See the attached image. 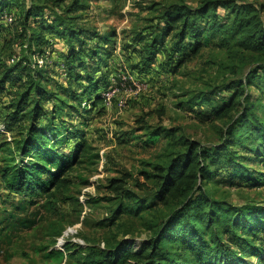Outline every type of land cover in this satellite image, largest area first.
Returning <instances> with one entry per match:
<instances>
[{
	"label": "trees",
	"instance_id": "trees-1",
	"mask_svg": "<svg viewBox=\"0 0 264 264\" xmlns=\"http://www.w3.org/2000/svg\"><path fill=\"white\" fill-rule=\"evenodd\" d=\"M64 3L65 0H0V38L5 33L6 17L12 18L19 31L4 40L2 49L16 44L21 49L19 57H13L14 65L7 67L0 60V93L7 85H18L11 111L3 122L8 128L21 121L30 124L20 132L14 149L2 146L8 158L0 173L6 191L30 201L53 197L55 188L64 189L65 175L80 162L78 152L84 154L90 148L85 139L66 132L58 122L62 105L72 95L62 85L53 91L48 89L46 82L54 77L49 71L50 53L57 54L56 65L64 70L71 86L86 81L87 93L98 88L108 91L112 77L121 81L118 68L111 67L116 61L112 54L116 55L118 48L116 34L83 23L84 0H75L59 11ZM159 11V23L152 27V34L133 40L140 56V65L135 69L148 76L163 55L165 62L160 65L176 75L186 64L210 51L207 64L218 68L222 82L206 84L205 89L186 94L184 97L189 99L181 107L187 106L195 119L203 116L205 123L213 124L220 142L209 147L183 136L179 130L153 128L145 122L147 143L155 145L164 137L167 145L141 173L144 183L139 182L138 187L143 196L127 189L123 179L111 181L110 188L118 202L112 223L122 227L125 215L136 217L148 239L140 242L137 250L135 240H119V235H114L104 248L89 247L84 256L79 252L73 258L79 256L76 264H251L250 259L261 264L264 205L250 202L235 206L217 198V194L218 177L224 167L230 185L257 186L262 181V175L248 167L264 164V4L199 0L196 5H163ZM37 59H43L45 64L41 67ZM224 92L233 94L216 101L215 97ZM52 103L49 116L46 104ZM205 104L210 110L205 109ZM77 139L71 152L63 151ZM238 148L245 155H238ZM13 152L18 153V159ZM24 220L11 219L5 228L8 235L20 223L25 225ZM52 253L46 257L57 260L62 256L57 250Z\"/></svg>",
	"mask_w": 264,
	"mask_h": 264
},
{
	"label": "rangeland",
	"instance_id": "rangeland-1",
	"mask_svg": "<svg viewBox=\"0 0 264 264\" xmlns=\"http://www.w3.org/2000/svg\"><path fill=\"white\" fill-rule=\"evenodd\" d=\"M74 1L65 0L59 11L65 10ZM198 1L84 0L86 9L83 23L96 26L102 32L116 34L117 50L109 46L116 53L112 54L116 61H112L111 67L118 68L117 74L121 81L112 77L108 91L98 88L87 93L84 87L86 81L81 83L83 85L71 86L64 70L56 65L57 54L50 53L49 71L54 77L46 82L48 89L53 91L62 85L72 95L71 102L68 99V103L62 105L64 108H61L62 114H58V122L66 132L85 139L90 148L84 154L78 152L80 162L65 175V188H55L53 197H39L33 201L18 198L5 190L0 173V264H76L79 256L73 258L75 253L81 252L84 256L89 247L104 248L114 235H119V240H135L137 250L139 243L148 239V234L141 230V222L136 217L125 215L120 222L122 227L117 225L118 222L112 223L118 202L114 199L116 194L110 188L111 181L126 180L127 189L142 195V190L138 187L139 182L144 183L141 173L163 153L162 150L167 145L164 137L155 145L147 143L149 137L144 129L145 122L153 128L179 130L183 136L209 147L217 146L220 140L216 127L209 122L205 123L203 116L195 119L189 108L181 107V104L189 99L184 97L186 94L191 91L195 93V89H205L206 84L218 85L223 78L217 67L207 64L210 51L204 53L202 58L186 64L176 75L163 69L160 64L165 60L161 55L162 58H158L152 72L144 76L135 69V66L140 65V56L133 40L139 35L152 34V27L159 23L157 17L163 5L176 2L196 5ZM245 1L264 4V0ZM5 21V33L0 38V60L9 67L16 63L13 57H19L21 49L17 44L6 50L2 49L4 40H10L19 32L11 17H6ZM17 43L21 44V40ZM56 47L60 48L61 45ZM37 61L41 67L45 64L43 59ZM17 88L18 85H7L0 93V170L4 159L8 158L2 146L14 149V142L21 138L20 132L30 125L21 121L14 128H8L6 122H3L11 111L9 109L16 98ZM232 94L224 92L215 99H229ZM65 95L67 94H63ZM110 95L112 100L108 101ZM120 102L125 105L121 107ZM57 104H60L59 101ZM69 105H72L73 116ZM53 106L54 103L46 104L49 116ZM204 107L210 110L208 104ZM77 142L78 139L72 140L63 151L71 152ZM243 152L238 148V155H245ZM13 153L12 156L18 159V153ZM224 169L227 170L224 167L218 177L217 198L227 200L235 206H245L250 202L264 205V164L248 167L249 171L262 175V181L257 186L250 183L230 185ZM109 199L113 201L109 202ZM126 202L132 204L131 200ZM17 217L25 219V225L20 223L8 235L6 225ZM60 231L61 235H56ZM66 247L71 250L67 251ZM55 250L62 252V256L57 260L46 257L53 255ZM260 256H264V249ZM249 262L257 264V259H250Z\"/></svg>",
	"mask_w": 264,
	"mask_h": 264
},
{
	"label": "built area",
	"instance_id": "built-area-1",
	"mask_svg": "<svg viewBox=\"0 0 264 264\" xmlns=\"http://www.w3.org/2000/svg\"><path fill=\"white\" fill-rule=\"evenodd\" d=\"M115 93H116V92L114 91V94H115ZM111 100H112V95H110V96L108 97V101H111ZM122 105H123V106L125 105L124 102H120V106H121V107H123Z\"/></svg>",
	"mask_w": 264,
	"mask_h": 264
}]
</instances>
